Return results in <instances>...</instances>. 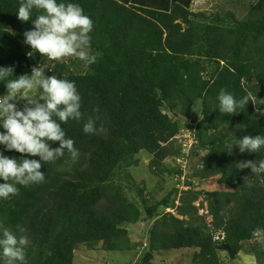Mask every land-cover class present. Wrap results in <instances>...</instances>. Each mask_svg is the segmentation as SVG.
<instances>
[{
	"label": "trees",
	"instance_id": "1",
	"mask_svg": "<svg viewBox=\"0 0 264 264\" xmlns=\"http://www.w3.org/2000/svg\"><path fill=\"white\" fill-rule=\"evenodd\" d=\"M73 2L93 20L92 50L100 55L90 66L76 57L46 66L45 75L74 81L81 95L84 119L62 125L80 155L73 161L65 151L42 164L44 182L17 185L16 195L0 199L4 227L15 231L21 225L30 236L26 264H74L81 246L129 251L126 227L140 222L152 228L139 242L143 257L137 264H153L155 253L170 250H195L191 264H223L221 252L230 259L248 252L245 244L257 240L252 230L264 227V174L237 164L264 159V148L241 153L235 144L245 135L264 136V0H257L242 20L231 13H195L194 0ZM19 4L0 0V67H14L17 78L43 64L28 55L24 33L33 25L17 18ZM38 14L34 11L32 18ZM4 84L0 95L6 94ZM221 89L237 99L250 95L251 101L236 114H222L217 109ZM194 108L201 114L196 127L164 113L179 109L180 117L190 119ZM88 117H99L97 128L103 131L85 134ZM182 130L195 139L190 154L177 142ZM141 153L152 158L154 175L166 172L179 183L181 168L162 170L164 162L199 160L184 176L183 189L175 184L152 202L130 174ZM4 154L25 156L15 150ZM195 181H217L223 190L202 193L194 189ZM126 186L140 201L127 197ZM203 195L210 224L195 206ZM251 252L264 256L258 249Z\"/></svg>",
	"mask_w": 264,
	"mask_h": 264
},
{
	"label": "clouds",
	"instance_id": "2",
	"mask_svg": "<svg viewBox=\"0 0 264 264\" xmlns=\"http://www.w3.org/2000/svg\"><path fill=\"white\" fill-rule=\"evenodd\" d=\"M34 11L39 14L33 19ZM16 14L19 20L31 21L33 25L24 33V42L32 49L29 56L38 52L48 61L74 56L85 66L97 62L100 53L92 50L94 22L79 3L73 0H20ZM45 69V64L33 66L30 75L23 74L17 78L14 67H0V82H5L6 86V94L0 95V128L3 129L0 131V146H3L0 151V179L6 181L0 183V199L16 195L19 191L17 185L27 187L44 182L42 164L55 162L64 156L65 151L73 161L80 155L74 146L75 141L67 137L62 125L69 120L84 119L81 95L74 81L54 74L45 75ZM13 76L15 78L10 79ZM18 99L26 101L22 108L17 105ZM217 101L220 113L232 115L248 105L251 97L244 95L237 99L221 89ZM98 119L88 117L83 123V132H102V126L97 128ZM53 142H59V146L53 148ZM235 146L241 153H258L264 148V136L245 135L237 139ZM13 150L25 154L24 158H10L4 154ZM28 157H39V160ZM182 162L186 160L182 158ZM237 167L249 168L255 175L264 174V159L240 162ZM251 236L264 240V227L254 228ZM223 238L224 234H217V239ZM30 244L25 227L17 225L12 231L0 222V264H26Z\"/></svg>",
	"mask_w": 264,
	"mask_h": 264
},
{
	"label": "rangeland",
	"instance_id": "3",
	"mask_svg": "<svg viewBox=\"0 0 264 264\" xmlns=\"http://www.w3.org/2000/svg\"><path fill=\"white\" fill-rule=\"evenodd\" d=\"M257 0H194L192 11L195 13H204L207 17L213 15H219L221 17L228 13L235 15L239 20L245 18L248 12L251 10L253 4ZM28 50L32 52L31 47L28 45ZM39 57L41 63L45 66L54 67L56 63H69L71 59L75 57H65L58 61H48L38 52L34 53ZM18 107H23L24 102L18 99ZM193 115L190 119H184L179 115V109L175 112H169L165 109L164 113L168 114L172 119H177L183 124H192L194 127L197 126L201 120V114L199 108L193 109ZM194 137L189 130H182L181 135L177 139V142H183V150L185 149L186 154H190L191 148L193 147ZM139 164L137 167L130 170V174L133 177V181L136 185L146 189V194L150 193L151 197L148 199L152 202L162 199L168 194L175 184L183 187V179H180V183L177 177H171L168 173L163 175H154L150 169V163L152 158L146 153H141L138 157ZM184 159V158H183ZM199 158L193 161L186 160L182 162L181 159L169 158L164 162L162 170H174L177 167L183 170L184 175L189 174L192 170V165L198 163ZM178 168V169H179ZM177 169V170H178ZM182 183V184H181ZM194 189L202 191V193H212L215 191L223 190V187L217 181L209 182H194ZM126 195L131 200L140 201L137 197L132 198L128 187H125ZM104 205V204H103ZM203 205V206H202ZM195 206L199 209V216L205 217L207 224L212 222L211 216L208 215V203L207 197L203 195L196 203ZM171 211V210H170ZM176 215L174 211H171ZM152 225V224H151ZM150 224L141 223L137 225H128L126 228L130 235V250L129 251H115V252H104L99 250L100 245L94 248H88L87 246H81L75 251L74 264H137L142 260L143 254L141 253V247L139 242L144 240L148 231L152 228ZM248 252L240 253L234 259H230V256L226 252H221L220 257L223 264H264V256L260 259L256 254L252 253L254 249L264 251V240H255L245 244ZM195 250H170L164 252H158L154 254L153 264H191L194 259Z\"/></svg>",
	"mask_w": 264,
	"mask_h": 264
}]
</instances>
